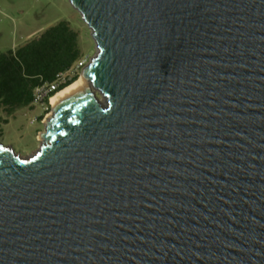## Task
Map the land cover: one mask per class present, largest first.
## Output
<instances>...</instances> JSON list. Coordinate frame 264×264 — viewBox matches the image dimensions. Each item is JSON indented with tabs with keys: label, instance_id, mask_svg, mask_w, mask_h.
Wrapping results in <instances>:
<instances>
[{
	"label": "water",
	"instance_id": "1",
	"mask_svg": "<svg viewBox=\"0 0 264 264\" xmlns=\"http://www.w3.org/2000/svg\"><path fill=\"white\" fill-rule=\"evenodd\" d=\"M69 1L88 85L0 143V264H264V0Z\"/></svg>",
	"mask_w": 264,
	"mask_h": 264
},
{
	"label": "rangeland",
	"instance_id": "2",
	"mask_svg": "<svg viewBox=\"0 0 264 264\" xmlns=\"http://www.w3.org/2000/svg\"><path fill=\"white\" fill-rule=\"evenodd\" d=\"M61 21H67L78 33L82 58L87 65L96 54L90 29L69 0H0V53L23 45L27 37L42 33ZM82 75L80 70L78 77ZM53 114L43 113L40 106L25 108L0 126V143L17 154L29 157L41 145V134ZM0 117L7 118L4 111Z\"/></svg>",
	"mask_w": 264,
	"mask_h": 264
},
{
	"label": "trees",
	"instance_id": "3",
	"mask_svg": "<svg viewBox=\"0 0 264 264\" xmlns=\"http://www.w3.org/2000/svg\"><path fill=\"white\" fill-rule=\"evenodd\" d=\"M81 58L78 33L67 21L48 28L16 50L0 53V111L7 117H0V126L7 124L8 118L17 111L33 107L36 89L53 82L58 74L69 70ZM78 78L61 86L51 96Z\"/></svg>",
	"mask_w": 264,
	"mask_h": 264
},
{
	"label": "built area",
	"instance_id": "4",
	"mask_svg": "<svg viewBox=\"0 0 264 264\" xmlns=\"http://www.w3.org/2000/svg\"><path fill=\"white\" fill-rule=\"evenodd\" d=\"M86 66L87 60L81 58L69 70L58 74L53 82L45 83L43 86L37 88L34 93L33 106H40L43 113H48L52 108L51 100L54 97L51 94L77 77L80 70H83Z\"/></svg>",
	"mask_w": 264,
	"mask_h": 264
},
{
	"label": "bare ground",
	"instance_id": "5",
	"mask_svg": "<svg viewBox=\"0 0 264 264\" xmlns=\"http://www.w3.org/2000/svg\"><path fill=\"white\" fill-rule=\"evenodd\" d=\"M81 82V84L84 86V90L87 88V85L88 83L85 81V77L84 76H81L80 78H78L73 84H71L69 87L65 88L64 90H62L61 92H59L58 94L64 92V91H67L69 89H71L72 87L76 86L77 84H79ZM56 94V95H58ZM56 95L52 98L51 100V104L53 107H56L55 104H54V100H55V97Z\"/></svg>",
	"mask_w": 264,
	"mask_h": 264
},
{
	"label": "crops",
	"instance_id": "6",
	"mask_svg": "<svg viewBox=\"0 0 264 264\" xmlns=\"http://www.w3.org/2000/svg\"><path fill=\"white\" fill-rule=\"evenodd\" d=\"M42 33H43V32H42ZM40 34H41V33L35 34V35H33L34 37H31V35H29V36L27 37L26 42H25L23 45H25V44L28 43L29 41H31V40H33V39L39 37ZM23 45H21V46H19V47H16V45H15V46H13L11 49H9L8 51H10V50H16V49L22 47ZM8 51H6V52H8ZM4 53H5V52H4Z\"/></svg>",
	"mask_w": 264,
	"mask_h": 264
}]
</instances>
